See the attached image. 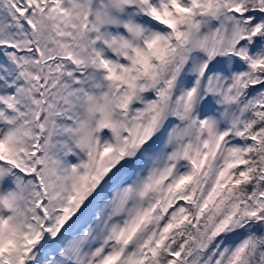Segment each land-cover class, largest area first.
<instances>
[{
	"label": "snow or ice",
	"instance_id": "1",
	"mask_svg": "<svg viewBox=\"0 0 264 264\" xmlns=\"http://www.w3.org/2000/svg\"><path fill=\"white\" fill-rule=\"evenodd\" d=\"M0 264H264V0H0Z\"/></svg>",
	"mask_w": 264,
	"mask_h": 264
}]
</instances>
